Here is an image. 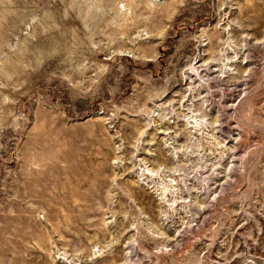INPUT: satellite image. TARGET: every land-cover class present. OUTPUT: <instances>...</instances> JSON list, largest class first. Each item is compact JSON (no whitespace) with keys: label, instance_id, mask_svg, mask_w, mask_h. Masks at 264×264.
<instances>
[{"label":"rangeland","instance_id":"rangeland-1","mask_svg":"<svg viewBox=\"0 0 264 264\" xmlns=\"http://www.w3.org/2000/svg\"><path fill=\"white\" fill-rule=\"evenodd\" d=\"M0 264H264V0H0Z\"/></svg>","mask_w":264,"mask_h":264},{"label":"bare ground","instance_id":"bare-ground-1","mask_svg":"<svg viewBox=\"0 0 264 264\" xmlns=\"http://www.w3.org/2000/svg\"><path fill=\"white\" fill-rule=\"evenodd\" d=\"M53 146V145H52ZM43 176V175H42ZM65 260V259H64Z\"/></svg>","mask_w":264,"mask_h":264}]
</instances>
